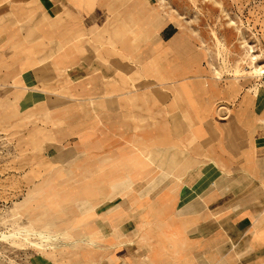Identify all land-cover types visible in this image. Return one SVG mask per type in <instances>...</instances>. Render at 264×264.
Returning a JSON list of instances; mask_svg holds the SVG:
<instances>
[{"label": "rangeland", "instance_id": "obj_1", "mask_svg": "<svg viewBox=\"0 0 264 264\" xmlns=\"http://www.w3.org/2000/svg\"><path fill=\"white\" fill-rule=\"evenodd\" d=\"M62 1L57 23L69 61L113 58L135 90L122 102H101L98 82L73 83L55 62L37 61L36 5L28 4L26 35L13 17L11 38L0 43V264H113L93 232L86 196L104 197L120 175L114 161L124 144L114 136L147 145L155 121L148 102L158 95L147 94L142 76L164 71L149 52L163 24L175 22L197 41L213 90L202 100H214L218 117L245 95L252 118L264 115V0ZM14 231L21 233L3 236Z\"/></svg>", "mask_w": 264, "mask_h": 264}, {"label": "crops", "instance_id": "obj_2", "mask_svg": "<svg viewBox=\"0 0 264 264\" xmlns=\"http://www.w3.org/2000/svg\"><path fill=\"white\" fill-rule=\"evenodd\" d=\"M28 4L37 7L39 63L55 62L73 83L98 82L103 103L122 102L135 90L126 81L132 74H121L113 58L69 61L57 23L66 8L62 0H0V43L11 38L13 17L27 34ZM154 37L149 52L153 48L164 71L142 78L146 93L158 95V102H148L155 121L148 118L144 147L134 136H114L124 144L114 161L120 175L103 188L104 197L86 196L93 202V232L113 264H264V115L252 118L245 95L226 105L228 117H218L214 100H202L213 90L197 41L185 38L175 22ZM188 48L196 54L187 57Z\"/></svg>", "mask_w": 264, "mask_h": 264}, {"label": "bare ground", "instance_id": "obj_3", "mask_svg": "<svg viewBox=\"0 0 264 264\" xmlns=\"http://www.w3.org/2000/svg\"><path fill=\"white\" fill-rule=\"evenodd\" d=\"M260 71H262V69H260ZM29 232V231H28ZM27 232V233H28ZM39 232V231H38ZM21 233V231H14V232H12V233H9V234H7V233H4L3 234V236L4 237H11V236H14V235H19ZM34 233V232H33ZM23 234V233H22ZM40 234L41 235H43V236H46L43 232H40ZM47 237V236H46ZM10 239V238H9ZM45 240V239H44ZM41 241H42V239H41ZM40 242V241H39ZM33 243V242H32Z\"/></svg>", "mask_w": 264, "mask_h": 264}]
</instances>
